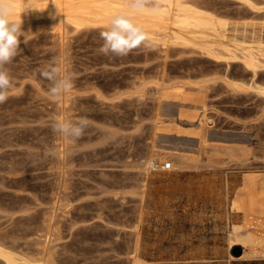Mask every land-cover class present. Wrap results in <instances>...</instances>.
Segmentation results:
<instances>
[{
	"label": "rangeland",
	"instance_id": "rangeland-1",
	"mask_svg": "<svg viewBox=\"0 0 264 264\" xmlns=\"http://www.w3.org/2000/svg\"><path fill=\"white\" fill-rule=\"evenodd\" d=\"M251 1L195 4L228 20L229 40L264 43V0ZM58 18L21 20L23 51L7 65L15 83L0 104V237L33 259L52 255L60 264H129L137 238L149 264H264L241 258L242 246L227 240L245 221L231 204L246 174L264 178V95L255 88H264V70L254 79L241 62L228 66L154 42L106 57L97 51L104 26L78 30ZM53 58L73 78L59 101L38 72ZM178 87L190 98H160ZM80 117L91 124L75 143L52 132L56 118ZM167 124L186 132L156 129ZM178 155L200 169L177 177L172 165L145 175L153 157ZM158 175L187 187L142 204V180ZM254 230L264 237V229Z\"/></svg>",
	"mask_w": 264,
	"mask_h": 264
},
{
	"label": "bare ground",
	"instance_id": "bare-ground-1",
	"mask_svg": "<svg viewBox=\"0 0 264 264\" xmlns=\"http://www.w3.org/2000/svg\"><path fill=\"white\" fill-rule=\"evenodd\" d=\"M195 1L196 0H149L150 6L152 4L159 5V11L155 14H150L148 12L135 14L133 20L152 37L150 42L152 44L154 42V44L156 43L163 48L172 45L182 46V48L206 55L214 61L228 63V66L230 63L241 62L247 71L253 73L252 77L258 75L260 70H264V43H253L246 40H229L228 20L220 17L221 15L217 16L213 11H209L205 9V7H203L204 9L200 8L196 5L197 3L195 4ZM7 2L14 7L15 12L13 19L17 21L19 19L22 21L25 19H43L48 16L58 15V20L61 21V23L66 22L78 30L92 26H105L114 15L134 11L130 6L132 0H55V4L53 0H7ZM244 2L250 6L254 4L251 0H244ZM256 81H253V86L256 85ZM258 86H255V88H259L258 90H261L264 95V88ZM204 93L201 94L203 95ZM159 96L164 100H173L176 98L187 100L190 98L184 95L183 87H178L174 91L161 92ZM196 97L200 99L199 96L196 95ZM204 111L206 112V110ZM205 116L204 114L200 122L203 126L207 124L208 121ZM156 129L165 133H172L174 130L178 133L186 132L176 129L173 124L159 125ZM202 139L205 140V138ZM205 142L206 141H204V143ZM170 159L172 162L165 161V157H157L155 159L153 157L146 166L147 173H145V175H150L149 172L153 170L151 167L153 162L157 165L155 170L159 168L165 169L166 164L171 163V165L174 166L173 169L171 166V169L180 174H178L177 177L191 172V170H194L197 166L193 163V159L188 156L178 155ZM197 168H199V166H197ZM13 170L14 169L11 171ZM258 175L253 172L246 174L244 184L239 188L238 197L231 204V210L243 214L245 221L243 224L234 225L227 239L229 240L230 247L234 245L242 246L244 250L241 258L243 257L251 260L257 258L264 259V237L254 233V229L256 228L264 229V178ZM177 177L172 178V176L158 175L150 180L144 178L140 184L141 187L139 186L141 189L139 195L142 204L146 202L153 203L157 197L163 196L162 192H165L167 189L174 191L177 189H184V187L186 188L187 186L183 184L184 182L180 183ZM168 178H172L171 181L173 182L166 183L167 180H170ZM155 180H160L161 185L158 183L159 186H157ZM17 182L19 181L16 180V184ZM49 224L51 223L48 222L47 225L50 226ZM48 228L49 227H47V229ZM261 232L262 231L259 233ZM140 239L137 238V240H135L136 242L134 241V257L133 260L131 258L132 261L130 260L131 263L129 264H149V262L144 260L141 256L142 240ZM14 240L16 239L14 238ZM14 242L15 241L9 243L5 238L0 237V263L60 264L52 255L45 257L46 255L44 254L45 256L41 259H33L32 257L35 258V256H30L29 252L19 249L14 245ZM41 250L40 248V251ZM45 252L50 253L48 249ZM40 254L42 255V253Z\"/></svg>",
	"mask_w": 264,
	"mask_h": 264
},
{
	"label": "clouds",
	"instance_id": "clouds-1",
	"mask_svg": "<svg viewBox=\"0 0 264 264\" xmlns=\"http://www.w3.org/2000/svg\"><path fill=\"white\" fill-rule=\"evenodd\" d=\"M53 3L55 4V0ZM130 6L134 11L116 14L104 26V30L100 32L103 43L97 50L98 54L106 57H126L141 46H150L152 37L134 22L133 16L142 12L155 14L159 11V5L150 6L149 0H132ZM14 12L12 4L7 0H0V104L9 99V92L15 83L7 65L23 51L19 47L20 37L24 33L22 21L13 19ZM23 42L27 44L26 40ZM38 72L40 77L49 82L48 95L53 101L61 100L73 88L72 76L61 74L62 68L56 58ZM90 124L87 117H80L75 121L56 118L51 129L54 134L75 143L85 135ZM151 167L155 170L157 165L153 162Z\"/></svg>",
	"mask_w": 264,
	"mask_h": 264
},
{
	"label": "water",
	"instance_id": "water-1",
	"mask_svg": "<svg viewBox=\"0 0 264 264\" xmlns=\"http://www.w3.org/2000/svg\"><path fill=\"white\" fill-rule=\"evenodd\" d=\"M234 254H236L237 256H240L241 249L240 248L235 249Z\"/></svg>",
	"mask_w": 264,
	"mask_h": 264
},
{
	"label": "built area",
	"instance_id": "built-area-1",
	"mask_svg": "<svg viewBox=\"0 0 264 264\" xmlns=\"http://www.w3.org/2000/svg\"><path fill=\"white\" fill-rule=\"evenodd\" d=\"M171 166H172L171 163H167L166 166H165V169L169 170V169H171Z\"/></svg>",
	"mask_w": 264,
	"mask_h": 264
}]
</instances>
